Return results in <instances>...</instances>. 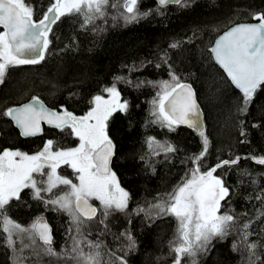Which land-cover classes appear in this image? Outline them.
<instances>
[{
  "label": "trees",
  "instance_id": "16d2710c",
  "mask_svg": "<svg viewBox=\"0 0 264 264\" xmlns=\"http://www.w3.org/2000/svg\"><path fill=\"white\" fill-rule=\"evenodd\" d=\"M53 2L27 0L34 10L33 20L42 19ZM137 7L151 14L125 23L123 16L128 13L122 0H108L105 16L92 24L84 25V17L77 13L62 16L51 27L49 44L40 63L8 69L4 83L0 84V114L35 97L52 109L82 116L94 107L95 96L109 99L104 89L115 82L120 102H127L128 107L113 113L107 122V133L115 145L112 171L120 187L129 194L128 208L105 221L107 230L102 223L96 230L90 228L91 222L98 224L100 216L86 221L83 230L88 239L103 243L104 253L115 256H124L127 251L128 241L120 233L130 232L136 247L125 257L127 264H173L175 252L171 251L170 242L177 234V218H148L136 210L167 199L186 176L190 178V169L195 167L191 157L202 150L199 134L184 126L170 131L156 122L153 115L160 91L154 85L170 81L169 72H174L181 83L193 87L203 111L209 148L201 171L221 160L241 157L238 164L218 168L214 173L230 189L220 214L231 209L241 226L254 221L248 242L261 245L256 249V264H264V216L257 219L258 212H264V201L255 199L256 193L264 190V166L247 158L264 156V87L256 92L247 112L241 113L238 109L242 106V94L215 64L210 51L215 38L230 26L255 22L253 14L264 13V0H192L187 6L169 5L160 11H156L154 0H138ZM174 43L179 46L170 47ZM117 77L123 79L117 82ZM242 128L246 136H241ZM49 134L44 131L40 137L22 139L7 117L0 115V149L29 150ZM56 140L62 144V139ZM242 140L246 142L241 143ZM158 145H171L175 150L166 153ZM10 209L22 223L37 212L45 213L53 229L54 250L59 253L70 248L69 216L64 211L50 210L27 197L13 203ZM240 230L238 227L230 231L224 239L214 238L209 250L198 251L194 258L185 255L181 264H192L193 260L196 264H248L249 253L241 242ZM16 242L19 249L21 244ZM233 244L240 250L233 251ZM18 253L7 246L5 235L0 233V264H14ZM23 255L28 258L25 264H37V260L39 264L72 262L54 256L37 257L31 248H25ZM115 256L105 255L103 259L107 262Z\"/></svg>",
  "mask_w": 264,
  "mask_h": 264
},
{
  "label": "snow or ice",
  "instance_id": "6c2138e0",
  "mask_svg": "<svg viewBox=\"0 0 264 264\" xmlns=\"http://www.w3.org/2000/svg\"><path fill=\"white\" fill-rule=\"evenodd\" d=\"M156 2V11H160L171 3L187 6L192 0ZM122 3L128 13L123 16L125 23L137 22L151 14L150 11H139L138 0H122ZM107 4L108 0H54L43 18L34 22V10L27 0H0V28L3 29L0 31V84L4 83L10 67L38 64L44 59L51 25L62 16L77 13L84 17V25L92 24L105 16L104 6ZM253 19L258 23L232 27L210 49L216 63L242 94V106L238 109L241 113L247 112L256 92L264 87V13L253 14ZM178 46L176 43L170 45L172 48ZM169 75L170 81L154 85L160 89L158 99L154 101L153 115L157 117L156 122L168 127L170 131L181 124L193 128L201 137L202 150L191 157L195 167L190 169V178L186 176L168 194L167 199L161 198L148 208H138L136 212H143L148 218L161 215H173L177 218V234L170 242V249L175 252L173 264H181L185 255L194 258L198 251L206 252L214 238L224 239L238 227L241 229V242L249 253L248 264H256L259 257L256 249L261 245L258 242H248V237L252 235L249 229L254 221L249 220L241 226L239 217L234 216L231 209L220 214L221 202L229 197L230 189L222 178L214 175L218 168L238 164L241 157L221 160L210 169L201 171L202 161L208 153L209 138L200 121L201 113L195 93L190 85L181 83L174 72L170 71ZM122 79L117 77L116 81ZM104 91L110 99L95 96L92 101L94 107L82 117L66 110L58 113L46 109L35 97L28 104L9 108L0 114L9 117L23 137L38 135L43 122L62 131L70 128L79 140L78 147L68 150L54 151L53 142L47 141L43 150L33 155L9 149L0 152V233L5 235L7 246L14 253H20L14 264H25L28 259L23 255L25 248H31L37 257L47 255L65 258L73 264H116L117 261L119 264H127L125 257L135 249V239L130 232L125 231L120 233L128 241L124 256L106 254L102 251L103 243L88 239L83 230L86 221L96 219L98 211L102 216L99 222L105 224L107 230L105 221L108 217L114 212L123 213L128 208L129 194L120 187L116 174L110 168L115 145L107 133L109 118L117 111H126L128 105L127 102L119 101L115 82ZM253 127L258 125L254 124ZM241 136H246L243 128ZM244 142L246 141H241ZM152 143L150 139L149 145ZM158 147L166 153L175 150L171 145ZM247 158L264 166V156ZM61 164H67L73 169L79 184L57 174L56 170ZM45 168L50 169V172L45 173ZM33 173L46 175L47 181H37ZM243 174L248 175L247 172ZM252 183L255 184L256 181L253 180ZM42 184H46V187L39 186ZM58 184L69 185L70 191L56 195L53 189ZM26 188L32 189L33 199L42 200L46 206L54 205V210H62L69 216L70 248L59 253L54 250L51 229L42 217L25 228L7 215L6 206L13 199H20L21 192ZM44 192L52 195L45 199L41 195ZM90 198L100 202L99 209L90 204ZM255 199L264 201V190H259ZM260 216H264V212H258L257 219ZM17 239L21 242L19 249L16 248ZM25 239L30 242L25 243ZM232 247L233 251L240 250L237 244ZM105 255L115 256V259L105 262ZM192 264H196V261L193 260Z\"/></svg>",
  "mask_w": 264,
  "mask_h": 264
},
{
  "label": "flooded vegetation",
  "instance_id": "af4514ba",
  "mask_svg": "<svg viewBox=\"0 0 264 264\" xmlns=\"http://www.w3.org/2000/svg\"><path fill=\"white\" fill-rule=\"evenodd\" d=\"M28 101V100H27ZM24 102H26V101H24ZM24 102H21V103H18V104H16V105H14L13 107H16V106H18V105H20V104H22V103H24ZM13 107H10V108H13ZM9 109V108H8ZM7 110V109H6ZM5 110V111H6ZM54 111H56V112H62L63 110H57V109H53ZM75 116H77V117H82V116H84V115H75ZM7 117V116H6ZM7 119H8V121H9V123L11 124V126L12 127H14L15 128V126H14V123L10 120V118L9 117H7ZM15 130H16V128H15ZM17 131V130H16ZM44 131H48L50 134H49V137L48 138H45L44 140H43V142L40 144V145H38L37 147H34V148H32V149H29V150H26V149H22V148H16V147H3V148H1L0 149V152H2L3 150H5V149H9V150H19V151H21V152H24V153H27V154H29V155H33V154H36V153H38L39 151H42L43 150V147H44V145H45V143L47 142V141H52L53 142V150H54V148L58 145V146H62V144L63 145H67L66 147H68V148H70V149H72V148H75V147H78L79 146V140H78V138L71 132V129L70 128H65L63 131L62 130H60L59 128H52V127H49V126H45V125H43V128H42V133H41V135L43 134V132ZM17 133H18V135L20 136V134H19V132L17 131ZM40 135V136H41ZM39 136V137H40ZM21 137V136H20ZM22 138V137H21ZM33 138H36V137H27V138H22V139H33ZM62 139V140H60L61 142L60 143H62L61 145H59V144H57V141L58 140H56V139ZM57 170H59V173L63 176V177H66V178H68V179H70V180H72L73 181V183H75V184H79V180L78 179H76V176H77V174L73 171V169L69 166V165H67V164H61L59 167H58V169ZM43 171L45 172V173H48L49 172V169L48 168H45V169H43ZM33 176H34V178H36L37 179V181H39V179L41 180V178L43 177H45L46 175H44V176H41L39 173H33ZM66 187H64V188H62L61 189V191L60 192H55L54 191V189H53V193H55L56 195L57 194H60L61 192H65V191H63V189H65ZM69 189H70V187H69ZM68 192V191H67ZM49 194L50 193H47V192H44V193H42L41 195L45 198V199H47L48 198V196H49ZM22 197H27V199L29 200V201H31V202H34V203H39V204H41V205H44V206H46L45 205V203L42 201V200H35V199H33V197H32V189H30V188H26V189H24L22 192H21V194H20V199L22 198ZM20 199H13V200H11L10 202H9V204L6 206V211H7V215L14 221V222H16V223H19L20 225H23V224H29V223H31V225L33 224V222L38 218V217H41V216H44V217H46L44 214L45 213H39V212H37V213H35V214H33L26 222H20V220H18L15 216H13L12 214H11V209H10V206L13 204V203H15V202H18V201H20ZM93 206H95L96 208H98V203H97V201L95 200V198H90V201H89ZM46 207H48L50 210L51 209H54V208H56L55 206H53V205H51V204H48ZM99 209V208H98ZM99 213V211L97 212V214ZM46 219H47V217H46ZM47 221H48V219H47ZM49 222V221H48ZM52 227V226H51ZM52 233H53V229H52Z\"/></svg>",
  "mask_w": 264,
  "mask_h": 264
},
{
  "label": "water",
  "instance_id": "95a60500",
  "mask_svg": "<svg viewBox=\"0 0 264 264\" xmlns=\"http://www.w3.org/2000/svg\"><path fill=\"white\" fill-rule=\"evenodd\" d=\"M155 2H156V0H154ZM156 4H157V2H156ZM169 5H178V4H174V3H171V4H168V5H166V6H169ZM166 6H164V7H166ZM39 21V20H38ZM38 21H34V22H38ZM256 23H258V22H242V23H237V24H234V25H232V26H230L229 28H227L226 30H224L222 33H220L216 38H215V40L213 41V43H212V45H211V48L215 45V42H216V40L217 39H219L222 35H224L227 31H229L232 27H234V26H237V25H244V24H256ZM53 25V24H52ZM52 25H51V27H52ZM2 29V28H1ZM3 30V29H2ZM211 55H212V58H213V60H214V62H215V64L219 67V69L223 72V74L225 75V77L228 79V77H227V74L224 72V70L219 66V64H217L216 63V61H215V59H214V56H213V53L211 52ZM228 81L230 82V84L232 85V83H231V81L228 79ZM184 84H187V85H190V84H188V83H184ZM191 86V85H190ZM234 88H235V86L234 85H232ZM192 87V86H191ZM192 89H193V87H192ZM236 89V88H235ZM236 90H238V89H236ZM193 91H194V93H195V90L193 89ZM239 91V90H238ZM240 92V91H239ZM195 97H196V93H195ZM31 100L32 99H30V100H28V101H26V102H24V103H22V104H20V105H18V106H16V107H13V108H19V107H21V106H23V105H25V104H28V103H30L31 102ZM39 101L44 105V107L46 108V109H49V110H52V111H54L52 108H50V107H48L43 101H41L40 99H39ZM196 101H197V105H198V107H199V109H200V113H201V115H200V121H201V123H202V125H203V128H204V131H205V123H204V115H203V111H202V108H201V106H200V104L198 103V100H197V97H196ZM56 112V111H55ZM59 113V112H58ZM11 120V119H10ZM43 125H45V126H49L48 124H46V123H43V122H41V131H40V133L38 134V135H36V136H29V137H38V136H40L41 135V133H42V128H43ZM15 126V125H14ZM179 126H184V127H186L187 129H189V130H192L193 132H195V133H197L198 134V132L196 131V130H194L193 128H190V127H188L187 125H184V124H181V125H179ZM49 127H51V126H49ZM15 128H16V130L19 132V129L15 126ZM52 128H54V127H52ZM20 134V133H19ZM21 136V135H20ZM22 138H27V137H23V136H21ZM113 159H114V156L112 157V162H113ZM112 162H111V164H110V168L112 169ZM223 202V201H222ZM222 202H221V204H222ZM91 204V203H90ZM92 205V204H91ZM93 206V205H92ZM95 207V206H94ZM42 218H43V220H44V222L45 223H47L48 224V226H49V228L51 229V234H52V241H53V233H52V227H51V225H50V223L47 221V219H46V217H44V216H41ZM38 218H40V217H38Z\"/></svg>",
  "mask_w": 264,
  "mask_h": 264
},
{
  "label": "rangeland",
  "instance_id": "374dc122",
  "mask_svg": "<svg viewBox=\"0 0 264 264\" xmlns=\"http://www.w3.org/2000/svg\"><path fill=\"white\" fill-rule=\"evenodd\" d=\"M109 99H110V97H109ZM108 100V99H107ZM120 101V100H119ZM67 145H63L62 144V146H56L55 148H54V151L55 150H68V149H70V148H68V147H66ZM58 169V168H57ZM57 171V174L59 175V176H61V177H63L60 173H59V170H56ZM49 172H50V169H49ZM63 178H66V177H63ZM41 180H43V181H47V176H45L44 178L42 177L41 178ZM40 179H39V181H41ZM40 187H46V184H42V185H39ZM64 187H66L65 189H63V191H65V192H67V191H70V189H69V185H63V184H58L57 185V187L56 188H54V191L55 192H60L61 191V189L62 188H64ZM64 192H61L60 194H63ZM60 194H57V195H60ZM50 195H52V193H50L49 194V196ZM48 196V197H49ZM96 200V199H95ZM97 201V203H98V208H100V202L98 201V200H96ZM54 206V205H53ZM56 207V206H55ZM115 213H121V212H114L111 216H113ZM124 213V212H123ZM98 216H100V219H102V216H101V212L99 211V213L97 214V217ZM111 216H109L108 217V219L109 218H111ZM173 216V215H172ZM175 217V216H174ZM98 224H92V222H91V225H90V228L91 229H94V230H96V229H98L99 227H101L102 225L100 224V222L98 221L97 222ZM21 226H23V225H21ZM31 226V225H30ZM30 226H28V228L30 227ZM91 240V239H90ZM16 241H19V244H21V242H20V240L19 239H17ZM26 241V240H25ZM18 242H16V244H17ZM19 254V253H18ZM69 264H73L72 262H69Z\"/></svg>",
  "mask_w": 264,
  "mask_h": 264
},
{
  "label": "bare ground",
  "instance_id": "6f19581e",
  "mask_svg": "<svg viewBox=\"0 0 264 264\" xmlns=\"http://www.w3.org/2000/svg\"><path fill=\"white\" fill-rule=\"evenodd\" d=\"M255 22H258V21H255Z\"/></svg>",
  "mask_w": 264,
  "mask_h": 264
}]
</instances>
